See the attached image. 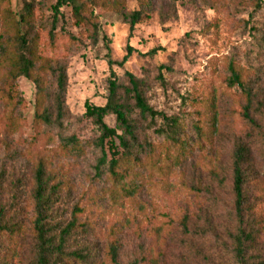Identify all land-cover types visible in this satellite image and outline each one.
Here are the masks:
<instances>
[{"label":"trees","instance_id":"1","mask_svg":"<svg viewBox=\"0 0 264 264\" xmlns=\"http://www.w3.org/2000/svg\"><path fill=\"white\" fill-rule=\"evenodd\" d=\"M45 1L24 0L16 12L11 0H0V186L11 185V192L0 197V264H99L103 258L106 260L101 264H122V236L131 220L128 215L140 208V196L147 183L168 179L195 152L213 150L226 111L230 118L237 113L244 127L258 126L254 114L263 111L261 79L252 65L230 58L225 64V88L233 94L225 95L226 90L219 94L193 93L184 97L186 109L168 114L149 103L141 83L131 73V87L126 89L113 76L106 103H88L83 114L94 124L98 136L93 141L82 139L66 104L68 64L55 53L61 39L79 42L64 22L94 38L98 32L96 9L113 12L132 31L137 24L151 19L160 2H167L171 12L184 0H136V8H129L127 0H55L51 19L43 27L38 15ZM252 1L255 9L259 8L260 0ZM133 51L128 45L121 63ZM156 52L153 49L150 53ZM168 67L161 63L159 71ZM160 76L164 83L162 72ZM20 77L31 80L36 87V134L54 147L34 151L31 145L35 143L21 148L15 138L25 123V100L17 87ZM234 103L239 110H233ZM109 115L116 118L114 127L105 121ZM252 142L251 132L245 127L234 135L231 151L236 227L230 239L236 264L257 263L252 260L259 251L257 232L245 220L249 210L247 183L255 178ZM88 147L98 151L94 176L106 179L102 195L112 214L119 216L105 249L93 242L97 238L89 224L81 220L83 208L79 204L72 208L65 205L70 179L58 173L64 169L61 157H81ZM24 153L33 156L29 189L22 176L7 172L9 165L16 168ZM214 158L220 162L218 153ZM258 256L263 257L261 253ZM142 263V258H136L130 264Z\"/></svg>","mask_w":264,"mask_h":264},{"label":"rangeland","instance_id":"2","mask_svg":"<svg viewBox=\"0 0 264 264\" xmlns=\"http://www.w3.org/2000/svg\"><path fill=\"white\" fill-rule=\"evenodd\" d=\"M23 2L11 0L13 10L19 12ZM54 2L47 0L39 9L43 27L51 19ZM259 4L255 9L252 0H184L170 12L167 2H160L151 19L137 24L132 31L116 14L99 8L95 10L98 32L94 38L64 22L79 38L76 43L66 38L59 40L55 51L68 64L66 104L78 135L90 141L98 136L94 124L83 114L88 103H106L113 76L126 89L131 87L128 76L131 73L141 83L149 103L168 114L186 109L184 97L193 93L219 94L226 90L225 95L233 94L225 88V64L230 58L258 70L264 91V0ZM127 5L138 7L136 0H127ZM128 45L134 51L121 63ZM153 49L157 52L150 53ZM161 63L169 64L168 69L159 71ZM17 87L25 100L22 109L25 123L16 140L21 148L35 143L31 145L34 151L54 147L55 144L37 136L34 128L35 84L20 77ZM233 110H239L237 103L233 104ZM228 113L222 116L221 134L213 150L197 151L168 179L147 183L140 196V208L128 212L131 220L122 236V264H130L136 258H142V264H236L230 239L236 227L231 151L234 135L245 127L253 139L255 170V178L247 183L249 210L245 220L257 232L259 251L254 253L252 261L264 264V106L262 112L257 110L254 114L258 118L256 127L243 123L244 127L237 113L231 118L227 117ZM105 121L112 127L116 125L113 115ZM87 150L78 158L61 157L64 169L58 173L70 179L65 205L72 208L79 204L83 208L81 220L89 224L97 238L93 242L105 249L119 216L112 214L102 195L106 179L94 176L98 151L93 147ZM217 153L220 162L214 158ZM20 157L16 168L9 165L7 172L22 176L29 189L33 156L24 153ZM9 191V183L0 186V197ZM101 260L99 264L106 259Z\"/></svg>","mask_w":264,"mask_h":264}]
</instances>
